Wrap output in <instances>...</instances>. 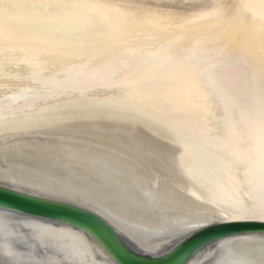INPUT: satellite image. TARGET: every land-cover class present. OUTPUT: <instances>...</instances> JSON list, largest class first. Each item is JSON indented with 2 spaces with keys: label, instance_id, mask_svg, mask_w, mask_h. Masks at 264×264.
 Returning a JSON list of instances; mask_svg holds the SVG:
<instances>
[{
  "label": "bare ground",
  "instance_id": "1",
  "mask_svg": "<svg viewBox=\"0 0 264 264\" xmlns=\"http://www.w3.org/2000/svg\"><path fill=\"white\" fill-rule=\"evenodd\" d=\"M129 129L139 130L137 143L148 137L154 151L168 149L160 154L169 166L142 190L117 156L83 151L91 141L135 152ZM4 142L56 144L80 175L137 185L132 195L158 221L131 217L123 204L96 202L90 212L99 211L141 255L159 257L172 247L152 245L154 235L182 218L174 190L194 201L258 210L264 203V0H0ZM75 175L39 183L63 191ZM238 220L245 219L227 221ZM250 237L225 254L224 264H259L260 237ZM89 240L105 252L90 233Z\"/></svg>",
  "mask_w": 264,
  "mask_h": 264
},
{
  "label": "snow or ice",
  "instance_id": "2",
  "mask_svg": "<svg viewBox=\"0 0 264 264\" xmlns=\"http://www.w3.org/2000/svg\"><path fill=\"white\" fill-rule=\"evenodd\" d=\"M126 135L134 145L135 152L91 141L86 142L83 151L102 150L117 156L129 166L131 174L138 178L142 190L144 185H151L154 174L169 166L160 154L168 149L160 145V153L154 151L150 147L153 141L148 137L143 138V143H137L136 137L141 135L138 129H129ZM74 172L77 173L74 184L69 181L71 186L63 191L39 183L40 177H68ZM84 185L87 190L82 189ZM0 190L16 192L24 197H43L56 203L74 204L85 211L97 207L96 202L106 203V206L112 208L123 204L131 217L159 220L154 209L132 195L137 191V185L107 182L93 174L80 175L77 165L63 160L62 149L56 144L20 147L0 143ZM173 195L176 213L182 218L167 224L161 233L153 236L154 247L172 245L175 251L185 241L200 236L224 221L264 220V203L257 210L234 202L194 201L180 190H174ZM129 198L132 202L126 204ZM100 214L96 212V215ZM130 239L137 246H144L134 236ZM251 239L209 237L192 250L189 256L195 253V259L184 257L177 264H224L226 253L236 252V245ZM259 243L262 254L259 264H264V235L259 238ZM73 249H78L75 256ZM0 264H109V260L102 248L90 243L86 225L76 226L69 221L54 223L23 209L0 204Z\"/></svg>",
  "mask_w": 264,
  "mask_h": 264
},
{
  "label": "water",
  "instance_id": "3",
  "mask_svg": "<svg viewBox=\"0 0 264 264\" xmlns=\"http://www.w3.org/2000/svg\"><path fill=\"white\" fill-rule=\"evenodd\" d=\"M0 204L11 205L26 212L40 215L51 222L69 221L76 226L86 225L89 233L102 244L108 257L115 264H177L187 257L192 250L209 237L228 239L233 237H261L264 235V221L238 220L224 221L215 228L193 237L175 251L173 246L163 255L152 257L141 255L125 245L116 235L111 226L98 215L78 207L37 197H24L19 193L0 190Z\"/></svg>",
  "mask_w": 264,
  "mask_h": 264
},
{
  "label": "rangeland",
  "instance_id": "4",
  "mask_svg": "<svg viewBox=\"0 0 264 264\" xmlns=\"http://www.w3.org/2000/svg\"><path fill=\"white\" fill-rule=\"evenodd\" d=\"M181 5H182L183 8L186 7V5L182 4L181 2H177L173 6H175V7L177 6L178 8H181L180 7Z\"/></svg>",
  "mask_w": 264,
  "mask_h": 264
}]
</instances>
